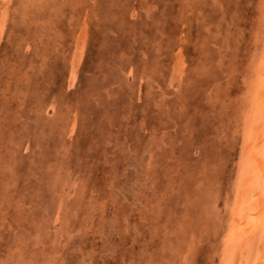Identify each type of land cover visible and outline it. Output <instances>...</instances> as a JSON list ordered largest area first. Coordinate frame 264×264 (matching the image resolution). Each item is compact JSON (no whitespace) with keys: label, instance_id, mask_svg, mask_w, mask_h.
Masks as SVG:
<instances>
[{"label":"rangeland","instance_id":"rangeland-1","mask_svg":"<svg viewBox=\"0 0 264 264\" xmlns=\"http://www.w3.org/2000/svg\"><path fill=\"white\" fill-rule=\"evenodd\" d=\"M38 1L0 0V264H215L264 0Z\"/></svg>","mask_w":264,"mask_h":264},{"label":"bare ground","instance_id":"bare-ground-1","mask_svg":"<svg viewBox=\"0 0 264 264\" xmlns=\"http://www.w3.org/2000/svg\"><path fill=\"white\" fill-rule=\"evenodd\" d=\"M238 1V0H237ZM255 1V0H254ZM21 2V1H20ZM28 2V1H27ZM37 2H40L37 0ZM93 3V2H92ZM245 3V2H244ZM257 3V2H256ZM96 4V3H95ZM257 5V4H256ZM26 6V4H25ZM241 6V5H240ZM260 6L257 5V7ZM3 7V6H2ZM242 7V6H241ZM256 7V6H255ZM42 8V7H41ZM256 9V8H255ZM8 10V9H7ZM40 10V9H39ZM4 11V10H3ZM47 11V10H46ZM141 11V10H140ZM84 13V12H83ZM92 13V11H91ZM236 13V12H235ZM256 13V12H255ZM50 14V13H49ZM188 14V13H187ZM231 14V13H230ZM257 14V13H256ZM47 15V14H46ZM4 16V15H3ZM2 16V19H3ZM49 16V15H48ZM256 16V15H255ZM2 19L0 21H2ZM45 20V19H43ZM39 21V20H38ZM50 21V20H49ZM1 23V22H0ZM85 23V22H84ZM21 24V23H20ZM83 24V23H82ZM226 24V23H225ZM254 24V23H253ZM5 25V24H4ZM261 25V24H260ZM1 26V25H0ZM82 26V25H81ZM96 26V25H95ZM264 26V25H263ZM84 27V26H83ZM254 27V25H253ZM260 27V26H259ZM32 28V27H31ZM110 28V27H109ZM261 28L262 25H261ZM85 29V28H84ZM253 29V28H252ZM32 30V29H31ZM79 30V29H78ZM83 30V29H82ZM263 32V30H261ZM63 32V31H62ZM65 32V31H64ZM91 32V31H90ZM98 32V31H97ZM257 32L258 31L257 28ZM261 32V33H262ZM81 33V32H80ZM2 34V33H1ZM92 35V34H91ZM254 35V33H253ZM252 35V36H253ZM260 35V33H258ZM263 38L264 39V34ZM261 35V36H262ZM3 36V34H2ZM163 36V35H162ZM256 37V35H255ZM255 37H252L255 39ZM80 38V37H79ZM78 38V39H79ZM82 38V37H81ZM80 38V39H81ZM24 39V37H23ZM21 39V40H23ZM89 39V38H88ZM91 39V38H90ZM84 40V39H83ZM1 41V40H0ZM24 43V41H22ZM60 42V41H59ZM80 42V41H79ZM22 43V44H23ZM31 43V41H30ZM85 43V42H84ZM251 44V42H250ZM82 45V44H81ZM193 45V44H192ZM24 46V44H23ZM83 46V45H82ZM250 46V45H249ZM27 47V46H26ZM31 47V46H30ZM39 47V46H37ZM72 50V49H71ZM249 50V49H248ZM7 53V52H6ZM249 53V51H248ZM257 53V52H256ZM255 53V54H256ZM76 54V53H75ZM241 54V53H240ZM258 54V53H257ZM175 56V55H174ZM251 56V55H250ZM51 57V56H50ZM247 57V56H246ZM258 57V55H257ZM72 58V57H71ZM250 58V57H249ZM248 58V59H249ZM258 60V59H257ZM51 61V60H50ZM53 61V60H52ZM51 61V62H52ZM180 61V60H179ZM55 62V61H54ZM247 62V61H246ZM47 64V63H46ZM184 64V63H183ZM250 64V63H249ZM52 65V63H51ZM55 65V64H54ZM247 65V64H246ZM173 66V65H172ZM183 66V65H182ZM181 66V67H182ZM50 67V66H48ZM53 67V66H52ZM184 67V66H183ZM257 77L255 87H253L252 96V112L251 120L244 127V141L241 146V158L238 166L237 184L234 188V195H232L231 203L228 205L229 209V222L222 247L220 256L217 254V261L215 264H264V47L260 54L258 61ZM245 68V67H244ZM174 69V68H173ZM248 69V68H247ZM253 69V68H252ZM183 70V69H182ZM241 70V69H240ZM239 70V71H240ZM51 71V69H50ZM144 71V70H143ZM249 71V70H248ZM256 71V70H255ZM22 72V71H21ZM52 72V71H51ZM182 72V71H181ZM176 73V72H175ZM253 73V72H252ZM174 74V73H173ZM250 74V73H249ZM55 75V74H54ZM64 75V74H62ZM124 75V74H123ZM171 75V74H170ZM238 75V73H237ZM241 75V74H240ZM239 75V76H240ZM45 76V74H44ZM242 76V75H241ZM248 76V75H247ZM251 76V75H250ZM47 77V73L46 76ZM63 77V76H62ZM70 79H76L75 68L70 70ZM68 77V78H69ZM171 77V76H170ZM40 78V77H39ZM56 78V76L54 77ZM174 78V77H173ZM69 79V80H70ZM70 80V82H71ZM171 80V79H170ZM177 80V79H176ZM63 81V80H62ZM67 81V80H66ZM178 81V80H177ZM78 82V81H77ZM42 83V82H41ZM63 83V82H62ZM237 83V82H236ZM249 83V81H248ZM64 84V83H63ZM238 84V83H237ZM246 84V83H245ZM78 85V83H77ZM247 85V84H246ZM252 85V84H251ZM254 85V83H253ZM70 86V85H69ZM66 85V87H69ZM65 87V86H64ZM78 87V86H77ZM240 87V86H239ZM238 87V89H239ZM247 88V87H246ZM245 88V90H247ZM68 89V88H66ZM72 89V88H71ZM139 90V89H138ZM249 90V88H248ZM68 91V90H67ZM71 91V90H70ZM236 92V91H235ZM246 92V91H245ZM61 93V92H60ZM140 93V92H139ZM234 93V92H233ZM62 94V93H61ZM243 94V93H242ZM247 95V93H245ZM76 95V94H75ZM58 97V96H57ZM236 97V96H235ZM231 98V97H230ZM232 100L234 98H231ZM230 99V100H231ZM240 99V97H239ZM245 99V98H243ZM229 100V99H228ZM241 101V99H240ZM242 103V101H241ZM248 103H250L248 101ZM45 105V104H44ZM231 105V103H230ZM237 105V104H236ZM236 105H234L236 108ZM78 107V106H77ZM237 109V108H236ZM247 110V109H246ZM251 110V109H250ZM241 112V110H240ZM69 113V112H68ZM71 113V112H70ZM239 114V113H238ZM242 114V112H241ZM71 116V114H69ZM73 115V114H72ZM240 115V114H239ZM75 116V115H74ZM73 116V117H74ZM249 117V116H248ZM68 118V117H67ZM75 118V117H74ZM241 118V117H240ZM247 118V117H246ZM69 119V118H68ZM245 119V117H244ZM57 120V119H56ZM249 120V119H248ZM235 121V120H234ZM224 122V121H223ZM222 122V123H223ZM244 122V121H243ZM65 123V122H64ZM234 123V122H233ZM240 123V122H239ZM86 124V123H85ZM65 125V124H64ZM71 125V124H70ZM238 125V124H237ZM236 125V126H237ZM68 126V125H67ZM73 126V125H72ZM87 126V125H85ZM84 126V127H85ZM230 126V125H229ZM63 127V126H62ZM240 127L241 123H240ZM242 127V128H243ZM68 128V127H67ZM66 128V130H67ZM71 128V127H70ZM74 128V126H73ZM233 128V127H232ZM238 128V126H237ZM69 129V128H68ZM77 129V128H76ZM230 130V128H228ZM234 129V128H233ZM236 129V128H235ZM73 130V129H72ZM69 131V130H68ZM235 131V130H234ZM239 131V130H238ZM72 132V131H71ZM78 132V131H76ZM74 131L72 132V134ZM230 133V132H228ZM241 133V132H240ZM66 134V133H65ZM68 134V133H67ZM70 134V133H69ZM68 134V135H69ZM71 134V135H72ZM231 134V133H230ZM229 134V135H230ZM235 135V134H234ZM239 136V133L237 134ZM235 135L234 137H236ZM70 136V135H69ZM73 136V135H72ZM78 136V135H77ZM226 137V136H225ZM231 138V137H230ZM63 139V138H62ZM238 140V138H236ZM231 140V139H230ZM227 141V140H226ZM239 141V140H238ZM61 142V141H60ZM65 141H63L64 143ZM223 142V141H221ZM233 142H236L233 139ZM224 143V142H223ZM228 143V142H227ZM239 143V142H237ZM61 144V143H60ZM65 145V144H64ZM221 145V144H220ZM219 145V146H220ZM225 147V146H224ZM228 147V146H227ZM238 147V146H237ZM236 147V148H237ZM221 148V147H220ZM223 148V147H222ZM226 149V148H225ZM240 149V148H239ZM233 152V151H232ZM236 152V151H235ZM56 153V152H55ZM57 154V153H56ZM61 154V153H60ZM235 154V153H234ZM35 155V154H34ZM230 155V154H229ZM58 157V156H57ZM218 157V156H217ZM233 158V156H232ZM64 159V158H63ZM67 160V158H66ZM233 160V159H232ZM235 160V159H234ZM61 161V160H60ZM36 162V161H35ZM148 163H150L148 161ZM236 163V160H235ZM147 164V163H146ZM154 164V163H153ZM238 164V163H237ZM43 165V164H42ZM235 166V164H234ZM174 167V166H173ZM224 168V167H223ZM236 168V166H235ZM234 168V169H235ZM37 169V168H36ZM47 169V168H45ZM65 169V168H64ZM66 171V170H65ZM210 171V170H209ZM219 171V170H218ZM235 171V170H234ZM211 172V171H210ZM141 173V172H140ZM167 173V172H166ZM203 173V172H202ZM234 173V172H233ZM232 174V172H231ZM236 174V175H237ZM59 175V174H58ZM204 175V174H203ZM60 176V175H59ZM212 176V175H211ZM218 176V175H217ZM214 177V176H213ZM236 178V176H235ZM206 179V178H205ZM232 179V178H231ZM174 180V179H173ZM236 180V179H235ZM176 181V180H175ZM207 181V180H206ZM212 182V180H211ZM171 180V184L174 186ZM233 183V182H232ZM205 184V183H204ZM171 185V186H172ZM175 185V186H176ZM170 186V185H169ZM172 186V187H173ZM178 186V185H177ZM52 187V186H51ZM169 187L168 189H172ZM174 188V187H173ZM167 189V190H168ZM178 189V187H177ZM233 189V187H231ZM174 190V189H173ZM211 190V189H210ZM170 192V190H169ZM175 193V192H174ZM232 193V194H233ZM192 194V193H191ZM176 195V194H175ZM190 195V194H189ZM226 195V194H225ZM171 196V195H170ZM169 196V197H170ZM186 196V195H185ZM192 200H193V194ZM199 196V195H198ZM176 197V196H175ZM183 197V196H182ZM184 199V198H182ZM190 199V196H189ZM206 199V198H205ZM227 200V199H226ZM191 201V199H190ZM207 202V201H206ZM160 203V202H159ZM189 203V202H188ZM65 205V204H64ZM219 205V204H218ZM57 206V205H56ZM217 206V205H216ZM58 208V207H57ZM59 209V208H58ZM32 210V209H31ZM190 211V210H188ZM210 211V210H208ZM218 211V210H217ZM186 213V212H185ZM188 213H192L191 211ZM195 214V212H193ZM219 213V211L217 212ZM75 214V213H74ZM183 214V213H182ZM189 215V214H187ZM190 217V215H189ZM188 217V218H189ZM203 217V216H202ZM219 217V216H218ZM202 219V218H201ZM227 219V218H225ZM224 219V220H225ZM206 220V219H205ZM183 221V220H182ZM186 221V220H185ZM204 222V221H203ZM205 223V222H204ZM203 223V224H204ZM212 224V223H211ZM226 225V224H225ZM209 226V222H207ZM211 228V226H210ZM226 228V226H224ZM223 231V228H222ZM225 231V230H224ZM93 232V231H92ZM200 233V232H199ZM193 235V234H192ZM210 235V234H209ZM224 235V234H222ZM188 238V237H187ZM218 238V236H217ZM222 238V236H221ZM219 239V238H218ZM217 241V239H215ZM222 240V239H221ZM205 243V242H204ZM215 243L214 246H216ZM192 245V244H191ZM185 247V246H184ZM191 248V247H190ZM218 250L217 246L215 247ZM213 249V248H212ZM216 252V251H215ZM208 257V256H207ZM180 260V259H179ZM210 260H212L210 258ZM180 264V263H179Z\"/></svg>","mask_w":264,"mask_h":264}]
</instances>
